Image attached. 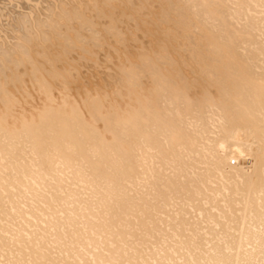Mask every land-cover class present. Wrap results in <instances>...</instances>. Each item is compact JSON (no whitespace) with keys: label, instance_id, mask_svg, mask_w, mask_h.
Instances as JSON below:
<instances>
[{"label":"bare ground","instance_id":"obj_1","mask_svg":"<svg viewBox=\"0 0 264 264\" xmlns=\"http://www.w3.org/2000/svg\"><path fill=\"white\" fill-rule=\"evenodd\" d=\"M95 1L0 0V264H264V0Z\"/></svg>","mask_w":264,"mask_h":264},{"label":"rangeland","instance_id":"obj_2","mask_svg":"<svg viewBox=\"0 0 264 264\" xmlns=\"http://www.w3.org/2000/svg\"><path fill=\"white\" fill-rule=\"evenodd\" d=\"M96 2H99V0H96V1H95V4H96ZM104 5L107 7V6H108V3H105ZM6 19H7V18H6ZM6 19H5V20H2V19H1L2 21H0V23L2 24V23L7 22L8 19H7V20H6ZM3 21H4V22H3ZM1 24H0V28H2V27H1ZM15 29H16V28H15ZM17 29H18V28H17ZM17 29H16V30H17ZM16 30H11V32L13 31V32L15 33V35H13L15 38H16V36H17V34H18V33L16 32ZM17 31H18V30H17ZM13 32H12V33H13ZM18 32H19V31H18ZM14 33H13V34H14ZM0 41H2L1 38H0ZM69 57H71L72 59L74 58V59H76V60L78 59V57H77L75 54H72V55L69 56ZM25 80L29 81L30 79H29V77H26ZM37 99H38V100H37ZM34 102H35L37 105H41V101H40V99H39L38 97L36 98V100H34ZM246 165L248 166L249 163H247V164L244 163V166H246Z\"/></svg>","mask_w":264,"mask_h":264}]
</instances>
